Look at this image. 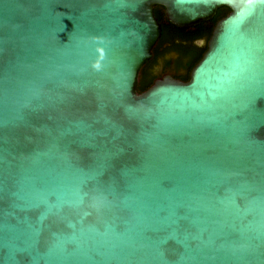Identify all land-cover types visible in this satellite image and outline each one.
Segmentation results:
<instances>
[{
    "label": "water",
    "instance_id": "1",
    "mask_svg": "<svg viewBox=\"0 0 264 264\" xmlns=\"http://www.w3.org/2000/svg\"><path fill=\"white\" fill-rule=\"evenodd\" d=\"M0 264H264V0H0Z\"/></svg>",
    "mask_w": 264,
    "mask_h": 264
},
{
    "label": "trees",
    "instance_id": "2",
    "mask_svg": "<svg viewBox=\"0 0 264 264\" xmlns=\"http://www.w3.org/2000/svg\"><path fill=\"white\" fill-rule=\"evenodd\" d=\"M229 12L227 7H222L217 10L211 20L201 22L194 27L177 28L166 20L163 8L155 6L154 16L161 26V34L152 50L153 57L140 70L138 92H144L153 84L155 80L154 67L161 61L166 62L165 57L169 52L176 53L174 70L179 74L176 77L188 81L191 69L200 60L207 48V41L214 25ZM199 40H204L205 44L203 46L197 45Z\"/></svg>",
    "mask_w": 264,
    "mask_h": 264
},
{
    "label": "flooded vegetation",
    "instance_id": "3",
    "mask_svg": "<svg viewBox=\"0 0 264 264\" xmlns=\"http://www.w3.org/2000/svg\"><path fill=\"white\" fill-rule=\"evenodd\" d=\"M205 44L204 40H199L197 41V45L199 46H203ZM176 58V53L175 52H169L168 54H166L165 60L159 62L158 64H156V66L154 67V71L153 74L155 75V79H159L162 78L164 75H172L175 78H178L176 76H178V72H176L174 70V60ZM179 79V78H178Z\"/></svg>",
    "mask_w": 264,
    "mask_h": 264
}]
</instances>
